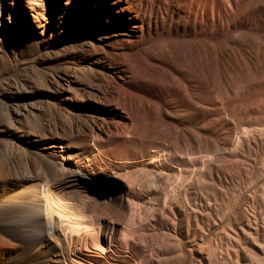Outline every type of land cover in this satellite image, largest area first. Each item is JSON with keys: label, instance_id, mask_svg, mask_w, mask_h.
<instances>
[{"label": "bare ground", "instance_id": "bare-ground-1", "mask_svg": "<svg viewBox=\"0 0 264 264\" xmlns=\"http://www.w3.org/2000/svg\"><path fill=\"white\" fill-rule=\"evenodd\" d=\"M0 264H264V0H0Z\"/></svg>", "mask_w": 264, "mask_h": 264}, {"label": "rangeland", "instance_id": "rangeland-1", "mask_svg": "<svg viewBox=\"0 0 264 264\" xmlns=\"http://www.w3.org/2000/svg\"><path fill=\"white\" fill-rule=\"evenodd\" d=\"M4 252H5L4 248L0 246V262H1L2 259H3Z\"/></svg>", "mask_w": 264, "mask_h": 264}]
</instances>
